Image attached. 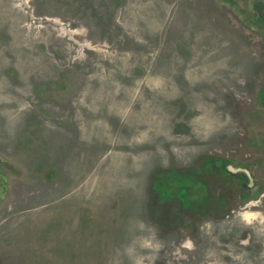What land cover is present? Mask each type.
Returning a JSON list of instances; mask_svg holds the SVG:
<instances>
[{"label":"rangeland","instance_id":"obj_1","mask_svg":"<svg viewBox=\"0 0 264 264\" xmlns=\"http://www.w3.org/2000/svg\"><path fill=\"white\" fill-rule=\"evenodd\" d=\"M0 264H264V0H0Z\"/></svg>","mask_w":264,"mask_h":264}]
</instances>
